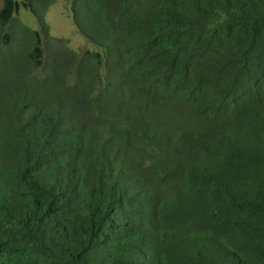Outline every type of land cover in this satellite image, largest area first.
Returning a JSON list of instances; mask_svg holds the SVG:
<instances>
[{
    "label": "trees",
    "instance_id": "16d2710c",
    "mask_svg": "<svg viewBox=\"0 0 264 264\" xmlns=\"http://www.w3.org/2000/svg\"><path fill=\"white\" fill-rule=\"evenodd\" d=\"M17 10L4 0L1 15ZM89 12L109 64L103 105L160 96L186 124L120 120L128 100L102 116L96 96L81 115L4 110L0 264H264V0H99ZM96 56L78 77L91 94Z\"/></svg>",
    "mask_w": 264,
    "mask_h": 264
},
{
    "label": "rangeland",
    "instance_id": "374dc122",
    "mask_svg": "<svg viewBox=\"0 0 264 264\" xmlns=\"http://www.w3.org/2000/svg\"><path fill=\"white\" fill-rule=\"evenodd\" d=\"M16 1L18 10L6 18L1 15L4 0H0V114L7 109L54 106L63 112L71 110L75 115H81L83 100L96 96L101 109L106 108L111 114L116 112L119 101L128 100L120 120L144 122L140 119L146 118L140 114L146 113L149 123L160 132L172 128L177 134L181 133L186 121L180 117L184 112L175 101H166L160 96L156 102L128 96L112 101L114 94H110L106 97L109 103L106 107L103 105L106 93L100 89L102 84L108 83L104 77L109 64L105 63L99 42L93 40L98 39L99 32L96 28L94 30L89 12L90 6L98 7L99 0ZM98 24L96 20L95 27ZM103 41L107 44L105 38ZM92 51L91 56L86 54ZM96 54L103 62L100 69L102 80L95 87L99 92L91 94L81 87L78 77L92 75L97 67ZM112 72L116 76L115 71ZM114 74L111 82L117 81ZM109 84V90L113 91V85ZM120 87L127 91L126 95H132L136 89V85H130L127 80ZM106 109L100 111L102 116L106 115Z\"/></svg>",
    "mask_w": 264,
    "mask_h": 264
}]
</instances>
